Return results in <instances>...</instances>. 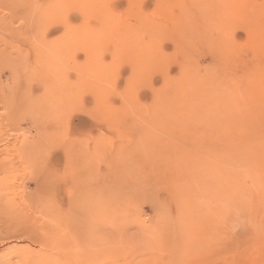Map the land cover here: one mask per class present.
Returning a JSON list of instances; mask_svg holds the SVG:
<instances>
[{"label":"rangeland","instance_id":"1","mask_svg":"<svg viewBox=\"0 0 264 264\" xmlns=\"http://www.w3.org/2000/svg\"><path fill=\"white\" fill-rule=\"evenodd\" d=\"M188 4L199 3L0 0V158L21 151L16 173H0V208L21 215H2L0 232L30 224L37 238L7 239L0 258L264 264V0H203L193 16Z\"/></svg>","mask_w":264,"mask_h":264},{"label":"bare ground","instance_id":"2","mask_svg":"<svg viewBox=\"0 0 264 264\" xmlns=\"http://www.w3.org/2000/svg\"><path fill=\"white\" fill-rule=\"evenodd\" d=\"M190 1H191V0H190ZM192 1H194V4L199 3L200 6H199V4L194 5L195 7H191L189 4H188L189 7H188V5H185L186 8H185V6H184L185 9H183V10L185 11L184 14L186 13V9H187V10L189 11V13L191 14V16H193L194 13H195L194 11H196L198 8H201V3H202L203 6L206 5V4H203V0H201L202 2H199V1H197V0H196V1H195V0H192ZM204 1H205V0H204ZM206 1H207V0H206ZM208 2H209V1H208ZM191 4H192V2H191ZM197 5H198V7H197ZM53 7H54V5H53ZM187 7H188V8H187ZM56 8H57V7H56ZM191 8L194 9V11H193ZM52 9H53V8H52ZM48 10H49V9H48ZM54 10H55V9H54ZM190 10H191V11H190ZM199 10H200V9H198L197 11H199ZM30 11H31V10H30ZM51 11H52V10H51ZM57 11H58V8H57ZM22 12H23V11H22ZM40 12H41V11H40ZM60 12H61V11H60ZM64 12H65V11H64ZM193 12H194V13H193ZM13 13H14V12H13ZM30 13H31V12H30ZM53 13H54V12H53ZM192 13H193V14H192ZM10 14H11V13H10ZM56 14H58V13L56 12L55 15H56ZM60 14H61V13H60ZM184 14H183V15H184ZM187 14H188V13H187ZM25 15H26V14H25ZM32 15H33V14H32ZM50 15H51V14H50ZM185 15H186V14H185ZM185 15H184V16H185ZM8 16H9V14H8ZM13 16H14V14H13ZM15 16H16V15H15ZM47 16H49V15H47ZM47 16H46V18H45V16L43 17V18L45 19V20H42L43 22H46V20L48 19ZM187 16H188V15H187ZM189 16H190V15H189ZM2 17H3V16H2ZM9 17H12V16H9ZM26 17L28 18V17H29V14H28ZM34 17H35V16H34ZM40 17H41V16H40ZM55 17H57V16H55ZM62 17H63V16H62ZM64 17H65V16H64ZM64 17H63L62 19L65 20ZM41 18H42V17H41ZM51 18H52V17H51ZM10 19L12 20V18H10ZM10 19L8 18L9 22L11 21ZM62 19H61V20H62ZM1 20H2V19H1ZM5 20H6L5 22L8 21L7 19H5ZM14 20H15V19H14ZM16 20H17V16H16ZM18 20H19V19H18ZM38 20H39V19H38ZM38 20H35V21L38 22ZM49 20H50V19H49ZM53 20H54V17L51 19V21H49V24L46 23V25H47L48 27H51V25H52L53 23H57V24H58L59 20H58V22H56V20H55V22H54ZM61 20H60V21H61ZM25 21H26V20H25ZM39 21H40V20H39ZM42 21H40V22H42ZM52 21H53V22H52ZM5 22H4V23H5ZM15 22H16V21H15ZM32 22H33V21H32ZM43 22H42V23H38V24L41 25V24H43ZM47 22H48V20H47ZM65 22H66V21H65ZM4 23H3V24H4ZM10 23H14V21H13V22H10ZM23 23H24V25H27L29 22L27 21V22H23ZM0 24H1V23H0ZM14 24H15V23H14ZM62 24H63V23H62ZM4 25H7V26H8L9 23H6V24H4ZM4 25H2V26H4ZM30 25H31V24H30ZM30 25H28L27 27H29ZM33 25H34V24H33ZM58 25H59V24H58ZM65 25H66V23H65ZM47 26H45V28H46ZM5 27H6V26H5ZM8 27L11 29L10 25H9ZM23 27H24V26H23ZM27 27H26V28H27ZM41 27H42V26H41ZM66 27H67V25H66ZM66 27H65V28H66ZM105 27H106L107 29H109L107 26H105ZM31 28H32L33 30L36 29L35 27H32V26H31ZM42 28L45 30L44 25H43ZM19 29H20V28H19ZM28 29H29V28H27L26 30H27V32H28V34H29ZM32 29H31L30 31H32L33 34H34V31H33ZM47 29H48V28H47ZM1 30H2V29H1ZM6 30H7V27H6V29L3 30V31L7 32ZM17 30H18V28H17ZM23 30H24V28H23ZM36 30H37V29H36ZM40 30H41V28H40ZM3 31H2V32H3ZM8 31H9V29H8ZM11 31H12V29H11ZM11 31H10V33L12 34V37H13V36L15 37V35H13V31H14V30H13L12 32H11ZM19 31H20V30H19ZM45 31H46V30H45ZM53 31H54V30H53ZM56 31H57V30H56ZM32 32H31V35H33ZM36 32H37V31H36ZM125 33H126V32H125ZM8 34H9V32H8ZM11 34H10V35H11ZM14 34H15V32H14ZM16 34H18V31L16 32ZM24 34H25V32H24ZM35 34H36V33H35ZM35 34H34V35H35ZM38 34H39V33H37V35H38ZM44 34H45V33H44ZM49 34H50V33H49ZM64 34H65V33H64ZM10 35H9V36H10ZM20 36H21V35H20ZM38 36H39V35H38ZM44 36H45V35H44ZM26 37H28V35H27ZM30 37H31V36H30ZM31 38H32V37H31ZM36 38H37V37H36ZM39 38H40L39 41H41L42 37H39ZM37 39H38V38H37ZM11 40H12V39H11ZM29 41H30V40H29ZM57 41H58V40H57ZM60 41H61V40H60ZM62 41H64V43H65L66 39H64V40H62ZM90 41H92L91 38H90ZM7 42H8V41H7ZM26 42H28V41H25V43H26ZM30 42H31V41H30ZM35 42H36V41H35ZM35 42H34V43H35ZM42 42H43V41H42ZM42 42H41V44H42ZM44 42H45V40H44ZM48 42H49V41H48ZM54 42H55V40H54ZM8 43H9V42H8ZM8 43H7V44H8ZM23 43H24V42H23ZM50 43H51V42H50ZM57 43H58V42H57ZM48 44H49V43H48ZM60 44H61V43H58V44H56V45H60ZM92 44H93V41H92ZM10 45H11V44H10ZM23 45H24V44H23ZM27 45H28V44H27ZM15 46H16V45H15ZM134 46H135V45H134ZM136 46H137V45H136ZM59 47H60V46H59ZM61 47H62V44H61ZM4 48H5V47H4ZM47 48H48V47H47ZM47 48H46V49H47ZM55 48H56V50L54 49L53 51H54V52H57V48H58V46H56ZM66 48H68V46H66ZM6 49H8V48H6ZM49 49H50V48H49ZM4 50H5V49H3L2 51L5 52L6 50H5V51H4ZM13 50H14V49H13ZM13 50H12V51H13ZM38 50H39V49H38ZM58 50H59V49H58ZM62 50H64V51H61V50H60V52L63 53L62 56H64L65 53H66L65 50H68V49H63V47H62ZM3 52H2V53H3ZM26 52H27V51H26ZM64 52H65V53H64ZM20 53H22V52L20 51ZM20 53H19V54H20ZM30 53H31V52H30ZM57 53H58V52H57ZM4 54H5V53H4ZM24 54H25V53H24ZM55 54H56V53H55ZM20 55H21V54H20ZM22 55H23V54H22ZM44 55H45V54H44ZM50 55H51V56H50L51 59H52V58L54 59L55 55H54V57L52 56L51 53H50ZM58 55H60V53H59ZM2 56H3V54H2ZM18 56H19V55H18ZM27 56H28V55H27ZM65 56H66V55H65ZM4 57H5V56H4ZM11 57H12V56H11ZM21 57L23 58V56H21ZM33 57H34V56H33ZM59 57H60V56H59ZM59 57H57V58H59ZM5 58H6V57H5ZM22 58H21V59H22ZM28 58H29V57H28ZM34 58H35V57H34ZM55 58H56V57H55ZM57 58H56L57 62H60L59 65H61V62L63 63V61H60V58H59V59H57ZM64 58H66V57H64ZM13 59H14V57H13ZM17 59H18V58H17ZM51 59H50V60H51ZM3 60L5 61V60H8V59H3ZM22 60H24V59H22ZM25 60H26V59H25ZM25 60H24V62H25ZM32 60L34 61V59H32ZM35 60H36V59H35ZM45 60H46V57H45ZM61 60H62V59H61ZM16 61H17V60H16ZM27 61H28V60H27ZM27 61H26V62H27ZM18 62H19V61H18ZM29 63H30V62H29ZM31 63H32V62H31ZM31 63H30V64H31ZM53 63H54V60H53ZM8 64H9V63H8ZM43 64H44V62H43ZM43 64H42V65H43ZM45 64H46V63H45ZM5 65H6V64H5ZM19 65H20V64H19ZM27 65H28V64H27ZM27 65H26V67H28ZM32 65H33V67H34V64H32ZM48 65H49V64H48ZM50 65H51V64H50ZM50 65H49V66H50ZM64 65H65V64H64ZM66 65H67V64H66ZM6 66H9V65H6ZM30 66H31V65H30ZM40 66H41V65H40ZM54 66H55V64H54ZM2 67H3V66H2ZM20 67H21V65H20ZM43 67H44V66H43ZM57 67H61V66H58V64H57ZM57 67H56V68H57ZM6 68H7V67H6ZM8 68H9V67H8ZM40 68H41V67H40ZM50 68H51V66H50ZM53 68H54V67H53ZM61 68H62V67H61ZM61 68H60V69H61ZM2 69H3V68H2ZM31 69H32V67H30V70H29V68H28L27 71H31ZM44 69H45V68H44ZM54 69H55V68H54ZM65 69H66V68H65ZM40 70H41V69H40ZM47 70H48V69H46V72H47ZM50 70H51V69H50ZM52 70H53V69H52ZM55 70H56V69H55ZM55 70H53V71L55 72ZM62 70H64V69H62ZM66 70H67V69H66ZM0 71H1V70H0ZM5 71H6V70H5ZM8 71H9V72H7V73H10L11 76H12V79H13V82L11 83L13 87L10 85V86H11V87H10V90H11V88H12V91H13V90H16V88H19V90H18L19 93H18V92H16V93H18V94L20 95V94H21V93H20V89L23 87V86H22L23 84L21 85V84H20L21 81H17V79H18V75H17V73H16L17 71H16V69H14V68H12V67H10V69H9ZM42 71H43V70H42ZM60 71H61V70H60ZM33 72H34V69H33ZM54 72H53V75H54ZM28 73H29V72H28ZM31 73H32V71H31ZM43 73H44V71H43ZM43 73H42V75H44ZM50 73L52 74V71L49 72V74H50ZM59 73H61V72H59ZM4 74H6V73H4ZM47 74H48V73H46V76H47ZM62 74H63V71H62ZM24 75H25V74H24ZM29 75H30V73H29ZM38 75H39V73L37 72V78H39ZM59 75H61V74H59ZM64 75H65V74H64ZM27 76H28V74H27ZM33 76H34V74H33ZM51 76H52V75H51ZM56 76H57V75L54 76V79H53V80H56ZM65 76L67 77V74H66ZM65 76H63V77L65 78ZM43 77H44V76H43ZM48 77H50V76H48ZM48 77H47V78H48ZM58 77H60V80L63 79V78H62V75H61V76H58ZM79 77H81V76H78V78H79ZM26 78H27V77H26ZM29 78H30V77H28V79H29ZM32 78H34V77H31V80H32ZM35 78H36V77H35ZM35 78H34V79H35ZM50 78H51V77H50ZM67 78H68V77H67ZM67 78H65V79H67ZM83 78H84V77H83ZM8 79H11V77L8 78ZM24 79H25V76H24ZM45 79H46V77H45ZM65 79H64V80H65ZM35 80H36V79H35ZM35 80H34V81H35ZM38 80H39V79H38ZM53 80H51V81H53ZM79 80H80V79H79ZM16 81H17V83H16ZM27 81H28V80H27ZM29 81H30V80H29ZM34 81H33V82H34ZM57 81H58V80H57ZM24 82H25V85H26V84H27V83H26V80H24ZM38 82H39V81H38ZM44 82H45V80H44ZM30 83H31V82H30ZM57 83H58V82H57ZM57 83H56V84H57ZM13 84H14V85H13ZM35 84H36V83H35ZM39 84H40V83H39ZM53 84H54V83H53ZM56 84H55V85H56ZM4 85H5V84H4ZM4 85H3V86H4ZM20 85H21V86H20ZM40 85H41V84H40ZM55 85H54V87H55ZM57 85H58V84H57ZM0 86H1V84H0ZM8 86H9V85H8ZM27 86H28V84H27ZM27 86H24V88H26ZM29 86H30V87H28V88L24 91V92H26V94H23V97L25 98L24 95H26L27 99H30L31 97L35 98L34 91H36V90H34V87H33L32 84H31V85L29 84ZM45 86H46V82H45ZM52 87H53V86H52ZM8 88H9V87H8ZM42 88H43V87H42ZM55 88H56V89H59L60 87L58 88V87L56 86ZM2 89H3V87H2ZM48 89H50V88H48ZM64 89H66V88H64ZM4 90H6V89H4ZM43 90H44V89H43ZM7 91H8V90H7ZM12 91H9L10 95H11ZM45 91H46V90H45ZM49 91H51V89L48 90V93H47L48 95L45 94V92H43L42 95L36 97V100L39 101V102H42V104H43V102L47 104V102L49 101V98H48V97L50 96L49 93H51L53 90H52L51 92H49ZM0 92H1V91H0ZM53 92H55V89H54ZM57 92H58V90H57ZM1 93H2V92H1ZM4 93H5V92H4ZM16 93H15V94H16ZM36 93H38V92H36ZM36 93H35V94H36ZM13 94H14V91H13ZM15 94H14V96H16ZM58 94H59V92H58ZM65 94H68V93H65ZM5 95H6V94H5ZM5 95H2V96L5 97ZM10 95H9V96H10ZM51 95H52V93H51ZM11 96H12V95H11ZM11 96H10V99H11ZM14 96H13V97H14ZM20 96H21V95H20ZM52 96H54V95H52ZM61 96H62L61 98H63L64 93H63V95H61ZM3 97H2V98H3ZM50 97H51V96H50ZM66 97H67V96H66ZM19 98H20V97H19ZM51 98H52V97H51ZM12 99H13V98H12ZM17 99H18V98H17ZM20 99H21V98H20ZM5 100H6V98H5ZM23 100H24V99H23ZM50 100H52V99H50ZM56 100H57V98H56ZM60 100H62V99H60ZM60 100H59V101H60ZM63 100H64V99H63ZM10 101H11V100H10ZM28 101H29V100H28ZM28 101H27V102H28ZM53 101H54V100H53ZM11 102H12V101H11ZM23 102H24V104H25V101H23ZM27 102H26V105H27ZM62 102L64 103L65 101H62ZM62 102H61V103H62ZM9 103H10V102H9ZM30 103H31V102H30ZM30 103H28V104H30ZM48 103H49V102H48ZM50 103H52V102H50ZM36 104H38V103H36ZM36 104H35V105H36ZM57 104H58V103H57ZM8 105H10V104H8ZM35 105H34V106H35ZM10 106H11V105H10ZM29 106L31 107L32 105L30 104ZM34 106H32V109H33ZM40 106H41V103H40ZM40 106H37V105H36L35 107L38 108V107H40ZM46 106L48 107V105H46ZM46 106L44 107V109L47 108ZM49 106H50V105H49ZM60 106H61V104H60ZM8 107H9V106H8ZM21 107L23 108V107H25V105H24V106H21ZM27 107H28V106H27ZM30 107H29V108H30ZM52 107H53V106H52ZM61 107H62V106H61ZM9 108H10L9 110H11V111H8V112H9V113L11 112V114L14 113V111L11 109V107H9ZM12 108H13V105H12ZM29 108H26V109H29ZM49 108H50V107H48V109H49ZM26 109H25V110H26ZM40 109H42V106H41ZM7 110H8V108H7ZM19 110H20V109H19ZM30 110H31V109H30ZM19 113H20V112H19ZM11 114H8V115H11ZM12 115H13V114H12ZM12 115H11V116H12ZM61 117H62V116H61ZM29 123H30V122H29ZM35 123H36V122H35ZM4 124H5V122H4ZM17 124H18V123H17ZM27 124H28V123H27ZM44 124H45V125H43L42 127L45 126L44 128H46V126H48V125H47V122L44 123ZM3 126H5V125H3ZM51 127H52V126H51ZM4 128H5V127H4ZM44 128H43V129H44ZM5 129H6V128H5ZM48 129H49V127H48ZM1 130H2V129H0V131H1ZM6 131H7V130H5V132H6ZM2 132H3V131H2ZM2 132H0V143L3 142V141H5V139H6V138H4V135H5V134L2 133ZM8 132H9V131H8ZM8 136L10 137L9 133H8ZM5 137H6V136H5ZM9 137H8V138H9ZM38 138H39V137H38ZM15 140L17 141V139H15ZM26 140H27V138H26ZM27 141H29V139H28ZM27 141L25 142V141H24V138H23V141H22L23 143H22V142H21V143H22L24 146H25V145L29 146V145H28L29 142L27 143ZM17 142H18V141H17ZM30 142H32V141L30 140ZM21 143H20V140H19V144H20V145H19V144H18V145H19L20 148L23 147V145H22ZM25 143H26V144H25ZM9 145H11V144H9ZM13 145H15V143H14V144L12 143V147H15V146H16V145H15V146H13ZM31 145H32V144H31ZM32 146H34V145H32ZM35 146H37V145H35ZM10 147H11V146H10ZM6 148H7V147H6ZM15 148H16V147H15ZM47 148H49V147H47ZM2 149H4V148H2ZM2 149H0V152L2 151ZM10 149L12 150V148H9V149L7 148L6 151L8 152ZM16 149H17V148H16ZM16 149L13 148V150H16ZM42 149H43V148H42ZM11 150H10V151H11ZM10 151L8 152L9 154L5 152V156H4L3 158H0V173H2V174L5 173V172H10V173L14 172V173H16L15 171H16L17 169H15V168H17V167H15V165H16V163H17V161H18V158H19L20 155H21V154H20L21 151H20V152H17L18 155L20 154L19 156H17V158L15 157V156L17 155V153L15 154V153H12V151H11V152H10ZM17 151H18V150H17ZM2 152H3V151H2ZM2 152H1V154H2ZM44 152H45V151H44ZM30 153H31V154H30ZM37 153H38V152H37ZM65 153H66V151H65ZM65 153H64V154H65ZM1 154H0V155H1ZM6 154H7V156H9V157H6ZM27 154H29V155H30L29 157L31 158L32 151L29 150V153H26V156H28ZM53 155H54V154H53ZM65 155H67V154H65ZM68 155H69V153H68ZM2 156H3V155H2ZM2 156H1V157H2ZM22 157H23V156H22ZM15 158L17 159L16 162H15ZM19 160H20V159H19ZM28 160H29V159H28ZM18 163H19V162H18ZM18 169H19V168H18ZM22 170H23V169H22ZM5 174H6V173H5ZM10 175H12V174H10ZM10 175L7 174L8 177H9ZM12 177H13V176H11V178H12ZM4 178H5V177H4ZM6 180H7V179H6ZM12 180H13V179H12ZM31 180H32V179H31ZM1 181H4V180H1ZM10 181H11V180H10ZM51 181H52V180H51ZM20 182H21V181H20ZM5 183H6V182H5ZM7 183H8V182H7ZM11 183L14 184L13 182H11ZM8 184H10V182H9ZM15 184H16V182H15ZM37 184H38V183H37ZM37 184H36V185H37ZM40 184H41V183H40ZM10 185H11V184H10ZM6 186H7V185H6ZM15 186L18 187L17 184H16ZM40 186H41V185H40ZM9 187H11V188H10V189H9V188L7 189V187H4L3 190H5V191L8 190L7 192H9V191L11 190L10 192H14V193L16 194V192H15L14 190H15L17 187H16L15 189H13V186H9ZM38 189H39V188H38ZM74 190H75V189H74ZM1 191H2V190H1ZM16 191H17V189H16ZM10 192H9V196H11V195H10ZM50 192H51V191H50ZM2 194H3V193H2ZM17 194H18V193H17ZM12 195H13V194H12ZM13 196H14V195H13ZM47 196H48V195H47ZM0 197H1V196H0ZM7 197H8V195H6L5 197H2V198L5 199V198H7ZM14 198H15V197H13V199H14ZM9 199L11 200V198H9ZM9 199H8V200H9ZM49 199H50V198H49ZM5 200H6V199H5ZM8 200H6V201H8ZM45 201H46V200H45ZM12 202H13V200H12ZM12 202H10V203H12ZM48 204H49V203H48ZM0 205H1V204H0ZM5 205L8 206L9 203L6 202ZM5 205H3V206H5ZM51 205H52V204H51ZM3 206H2V208H0V219H1L2 215H4V217L9 218V220H12V218H13L14 216H15V217H14L15 219L18 217V216H16V215H14V214L11 213V212H13L11 209H13V210L15 209V206H14V205H13L14 207H12V206L10 205V206H11V209H10V207L8 206L9 210H5V208H7V207L3 208ZM16 206H17V205H16ZM43 207H44V206H43ZM56 207H57V206H56ZM3 209H4V211H3ZM48 210H49V209H48ZM56 210H58V209H56ZM60 211H61V210H60ZM17 212H18V211H17ZM48 212H49V211H48ZM14 213L17 214V213L15 212V210H14ZM18 213H19V212H18ZM30 213H31V212H30ZM60 213H61V212H60ZM20 215H21V214H20ZM20 215H19V217H20ZM63 215H64V214H63ZM30 216H31V215H30ZM43 216H44V214H43ZM19 217H18V219H19ZM64 217H65V216H64ZM44 218H45V217H44ZM50 218H51V217H50ZM64 219H65V218H64ZM16 220H17V219H16ZM16 220H15V221H16ZM45 220H46V219H45ZM59 220H60V219H59ZM59 220H58V221H59ZM18 221H19V220H18ZM42 221H43V220H42ZM46 221H47V220H46ZM49 221H50V219H49ZM9 222H10V221H9ZM33 222H34V221H33ZM43 222H44V221H43ZM10 223H11V222H10ZM12 223H13V222H12ZM23 223H24V222H23ZM26 223H27V222H26ZM26 223H25V224H26ZM30 223H32V222H30ZM35 223H36V222H35ZM35 223H34V224H35ZM55 223H57V222H55ZM14 224H15V223H14ZM19 224H20V222H19ZM28 224H29V223H28ZM44 224H45V225H48V224H46V222H45ZM58 224H59V223H58ZM45 225H43V227H44L45 229H47ZM49 225H50V224H49ZM47 227H48V226H47ZM54 227H55V226H54ZM17 228H18V227H17V225L15 224V225H13L11 228L6 227V230H5L4 232H2V231L0 232V254H1V252L3 251V245H4V243H5V241H6L7 239H11V238H17V239H18V238H24V239H25V238H26V239H28L29 241H34V240H35V239H34V229H33L34 227H32V225L29 224V226H26V227H25V230H23V231L21 230V228H20V230L17 229ZM23 228H24V227H23ZM49 228H50V227H49ZM44 232H45V231H44ZM45 233H48V231L45 232ZM46 235H47V234H46ZM41 237L44 238V237H46V236L44 235V236H41ZM47 238H48V237H47ZM47 238H46V239H47ZM51 238H52V237H51ZM40 239H41V238H39V240H40ZM46 239H45V240H44V239H41V240H43L42 242L38 240V244H40V248H41V247L43 248V244H45L46 247L49 246V247H48L49 249L51 248L50 245L48 244V242L46 241ZM36 240H37V238H36ZM36 240H35V242H37ZM7 241H9V240H7ZM25 241H26V240H25ZM44 241L47 242L48 246H47L46 242L44 243ZM7 244H8V243H7ZM41 245H42V246H41ZM9 246H10V245H9ZM45 246H44V247H45ZM26 247H29V246H26ZM31 247H32V246H31ZM46 247H45V249H48V248H46ZM10 248H11V247H10ZM6 249H7V248H6ZM6 249H5V250H6ZM8 249H9V248H8ZM28 249H29V248H28ZM62 249H63V248H62ZM9 250H10V249H9ZM12 250H13V249H12ZM23 250H25V247H24ZM26 250H27V249H26ZM29 250H30V249H29ZM43 250H44V248H43ZM60 250H61V249H60ZM16 251H18V250H16ZM45 251H46V250H45ZM49 251H50V250H49ZM56 251H57V250H56ZM56 251H55V254H56ZM59 252H60V251H59ZM62 252H64V250L61 251L59 254H61ZM14 253H15V251H14ZM17 253H19V252H17ZM15 254H16V253H15ZM31 254H33V253H31ZM48 254H49V253H47V255H48ZM51 254L53 255V252H51ZM51 254H50V255H51ZM63 254L65 255V253H63ZM75 254H76V253H75ZM52 255H51V256H52ZM67 255H68V256H67ZM67 255L65 256L66 259H67V257H69V254H68V253H67ZM79 255H80V254H79ZM3 256H4L5 258H0V264H28V261L31 263V261H32V259H33V258L30 257V255H29V256L26 255L25 258L27 257V259L24 258V260H23L22 258H17V259L15 260V257H8V256H5V255H3ZM12 256H13V255H12ZM17 256H18V255H17ZM56 256L59 258L58 255H56ZM18 257H19V256H18ZM21 257H22V256H21ZM29 257L31 258V260H30ZM78 257H79V256H78ZM28 258H29V259H28ZM65 258H64V260H65ZM59 259H60V258H59ZM34 260H35V259H34ZM69 260H71V258H70ZM69 260H68V261H69ZM72 260L75 261V260H77V258L72 259ZM80 260H81V259H80ZM21 261H22L23 263H22ZM68 261H66V262L68 263ZM78 261H79V259L77 260V264H78ZM64 263H65V262H64ZM64 263H62V264H64ZM69 263H70V262H69ZM31 264H33V261H32ZM34 264H35V263H34ZM37 264H38V263H37Z\"/></svg>","mask_w":264,"mask_h":264}]
</instances>
